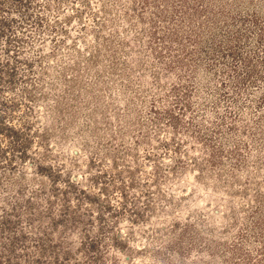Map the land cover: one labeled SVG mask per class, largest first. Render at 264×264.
<instances>
[{
	"label": "rangeland",
	"instance_id": "obj_1",
	"mask_svg": "<svg viewBox=\"0 0 264 264\" xmlns=\"http://www.w3.org/2000/svg\"><path fill=\"white\" fill-rule=\"evenodd\" d=\"M0 264H264V0H0Z\"/></svg>",
	"mask_w": 264,
	"mask_h": 264
},
{
	"label": "trees",
	"instance_id": "obj_2",
	"mask_svg": "<svg viewBox=\"0 0 264 264\" xmlns=\"http://www.w3.org/2000/svg\"><path fill=\"white\" fill-rule=\"evenodd\" d=\"M1 106V105H0ZM5 131H7V132H9V133H7V135H9L10 133H11V135L10 136H12V138H14V139H20L21 137H20V134H18L16 131H11V130H9V129H4V128H2L1 126H0V132H5Z\"/></svg>",
	"mask_w": 264,
	"mask_h": 264
}]
</instances>
